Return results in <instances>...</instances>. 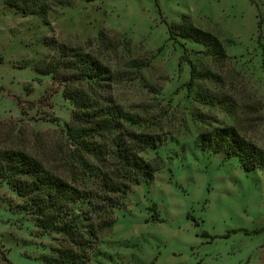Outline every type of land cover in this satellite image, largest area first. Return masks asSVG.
Instances as JSON below:
<instances>
[{"label":"rangeland","instance_id":"1","mask_svg":"<svg viewBox=\"0 0 264 264\" xmlns=\"http://www.w3.org/2000/svg\"><path fill=\"white\" fill-rule=\"evenodd\" d=\"M14 1L0 0L3 145L71 175L64 161L76 106L45 73L57 46L106 63L114 102L142 118L134 129L164 139L141 153L162 168L115 195V207L103 191L101 212L74 204L87 217V264H264V168L249 172L238 157L196 147L201 132L233 125L264 148V0H44L47 14L23 13ZM189 25L216 36L226 57L188 36ZM77 177L97 190L95 176ZM37 220L27 198L1 182L0 264H44L68 244Z\"/></svg>","mask_w":264,"mask_h":264},{"label":"trees","instance_id":"2","mask_svg":"<svg viewBox=\"0 0 264 264\" xmlns=\"http://www.w3.org/2000/svg\"><path fill=\"white\" fill-rule=\"evenodd\" d=\"M14 4L26 14L49 11L44 0H15ZM186 31L188 36L206 45L210 54L226 57L225 47L216 36L194 25H189ZM55 52L57 56L45 73L53 74L65 84L64 95L76 106L67 127L74 147L69 159L64 161L71 175L57 172L23 148L0 142V183H9L20 196L27 198L38 216V225L67 239L68 244L54 247L52 254L45 256L44 264H87L86 249L91 240L85 238L82 221L87 217L82 219L74 213V204L84 202L95 212H101L96 197L103 191L114 195L109 201L115 207V195L125 194L132 185L151 180L162 168L163 163L146 161L141 153L158 148L164 139L160 134L134 129L142 123V118L114 102L113 73L100 58L81 48L67 46H57ZM196 147L222 152L227 158L238 157L241 166L249 172L264 168V148L233 125L201 132ZM76 175L95 176L97 190L82 185Z\"/></svg>","mask_w":264,"mask_h":264}]
</instances>
